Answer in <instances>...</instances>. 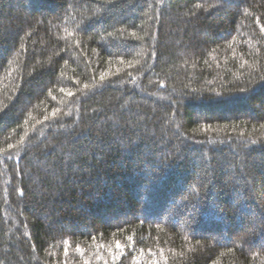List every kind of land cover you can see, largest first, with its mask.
<instances>
[{
    "label": "trees",
    "instance_id": "obj_1",
    "mask_svg": "<svg viewBox=\"0 0 264 264\" xmlns=\"http://www.w3.org/2000/svg\"><path fill=\"white\" fill-rule=\"evenodd\" d=\"M260 25L264 0H0V264H264Z\"/></svg>",
    "mask_w": 264,
    "mask_h": 264
},
{
    "label": "snow or ice",
    "instance_id": "obj_2",
    "mask_svg": "<svg viewBox=\"0 0 264 264\" xmlns=\"http://www.w3.org/2000/svg\"><path fill=\"white\" fill-rule=\"evenodd\" d=\"M259 21V18H257V22ZM260 27H261V30L262 31H264V25H260ZM133 35H134V33H133ZM245 63L247 64V61H245ZM255 65H253V67H254ZM101 81L104 79V76L103 75H101ZM259 83L261 84V86H264V76H260L259 77ZM84 87L85 88H89L90 86L88 85V84H85L84 85ZM94 87V86H93ZM60 91L61 92H65V89H60ZM240 93H242L243 95L239 98V99H237V101H235L236 103H243L244 102V100H246L247 99V96H248V94L252 91V89H250V88H242V89H239L238 90ZM67 95L68 96H72L73 95V93L72 92H68L67 93ZM170 106L172 107V109H173V111H172V116H173V118H175L176 116H177V114L180 112V110H181V107H182V98H178L177 100H174V101H171L170 102ZM57 111L58 110H56V109H53V111H52V116L53 117H55L56 116V113H57ZM49 119V117L48 116H45L44 117V120H48ZM176 127H177V129L179 130V128H180V125H179V123H177L176 124ZM228 127H230L229 125H225V128H228ZM261 128H264V124H262L261 126H260ZM209 130H212V131H216V129H212V126L210 125V124H204L203 126H197L196 128H193V132L195 133V132H197V131H204V132H207V131H209ZM233 131H235V128L233 127V129H232ZM241 135H243L242 133H241ZM180 136H182L183 137V139L181 140V143L182 144H186V143H192V144H197V143H203V141H198V140H196L195 139V137L194 136H188L186 133H180ZM179 138V137H178ZM23 141H24V137H21L20 138V141H18L17 142V144H11V143H9L8 145H7V148L6 149H0V153H2V152H7V151H9V150H11V149H13V148H16L17 146H18V144H22L23 143ZM219 143H223V141H219ZM242 143H244L245 145H247V144H251V143H256V141L255 140H253V139H251V138H249L248 140H246V141H242ZM180 145H176L175 147H174V149H173V151H174V153H179L180 152ZM20 194L21 195H23V189L21 188L20 190ZM129 239V241H132V237H129L128 238ZM116 247H117V249H122L124 246L123 245H121V243L119 242V241H117L116 242ZM65 252H67V249H65Z\"/></svg>",
    "mask_w": 264,
    "mask_h": 264
}]
</instances>
